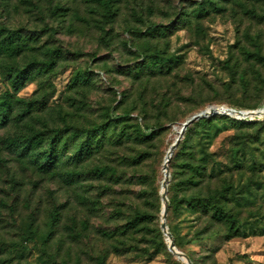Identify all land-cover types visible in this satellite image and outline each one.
<instances>
[{"label":"rangeland","instance_id":"1","mask_svg":"<svg viewBox=\"0 0 264 264\" xmlns=\"http://www.w3.org/2000/svg\"><path fill=\"white\" fill-rule=\"evenodd\" d=\"M8 33L15 51L0 54V94L10 90L8 69L28 70L18 96L34 107L23 114L15 105L0 125V264H185L160 227L164 156L193 113L264 103V0H0V37ZM158 56L169 61L158 66ZM144 59L149 66L139 67ZM109 110L130 119L99 133L103 145L80 161L74 154L87 134L69 139L49 172L8 143L54 128L64 140L107 122ZM220 116L184 133L167 203L180 199L186 164L205 149L200 192L224 184L235 192L227 208L238 233L226 237L210 212L182 205L165 223L192 264H264V118L237 127L239 119ZM136 122L150 134H134ZM97 166L109 172L95 175ZM142 211L151 221L121 234Z\"/></svg>","mask_w":264,"mask_h":264},{"label":"trees","instance_id":"2","mask_svg":"<svg viewBox=\"0 0 264 264\" xmlns=\"http://www.w3.org/2000/svg\"><path fill=\"white\" fill-rule=\"evenodd\" d=\"M199 12H203V9H200ZM205 12V10H204ZM198 13V14H200ZM154 25H150L148 28H152ZM16 37L12 33H8L5 37H0V54L2 52H12L14 50V43ZM15 51V50H14ZM248 56H251L248 54ZM168 58L163 56L155 57L154 63L158 66H162L164 61H167ZM169 61V60H168ZM139 67L149 66L148 61L145 59L138 65ZM6 83L10 87V90L0 94V125H6L10 119V116L13 112L15 105L23 106V114L30 112L34 107V101L31 99H25L18 96L19 90L23 87L25 81L28 80V70L25 69H8ZM83 76L78 75L73 83L77 81H82ZM236 109H254L256 106H241L235 107ZM261 107V105L259 106ZM221 115V114H220ZM108 121L92 124L89 128L83 129V131H70L64 140L60 138V129H42V130H31L28 134L24 135L21 139H9L8 143L11 147L19 150L22 157H28L32 163H34L41 172H49L59 161V156L62 155L65 145L69 139L75 140L82 132L86 133V138L82 140L78 146L74 157L77 161H80L83 157L90 156L95 150H99L104 143L103 137L99 133L105 132L111 123H115L121 120L130 119L129 113L124 114H115L112 110H109L107 113ZM205 117L193 121L189 126L202 122L204 125H210L212 121L218 117ZM226 115H222L219 118H225ZM114 121V122H113ZM259 120L245 121L240 120L236 121L237 127L245 126H255L260 124ZM133 130L132 132L137 136L145 137L150 134V130L143 127L140 123L136 122L131 125ZM185 130V132H186ZM184 132V133H185ZM116 135V134H114ZM257 138V137H256ZM182 144V139L175 148L173 155L176 154L178 148ZM171 156V158H172ZM211 159V155L203 149L201 155L194 159L192 157L186 164L185 176L181 185L184 187V191L181 194L179 200L174 201L169 199L167 216L170 209L174 208V205H182L183 207L189 208L191 210H196L198 208L202 209L203 214L210 212L209 219L215 223L226 224L228 227V233L226 237H231L238 233L237 219L235 215L229 211L227 208L228 202L234 198L235 192L228 193V185H222L221 188H216L208 194H202L200 192L202 183L206 179V166L208 161ZM171 161V159H170ZM231 166L239 168L241 166V161L237 157V150L232 153L231 156ZM135 162H138L135 159ZM170 163V162H169ZM220 169V168H219ZM91 172L95 175H105L107 174L108 168L106 166L93 167ZM231 194V195H229ZM152 204V203H150ZM159 208V206H158ZM161 211V209H160ZM166 216V217H167ZM152 218L151 212H137L132 219L127 221V223L120 230L121 234L128 233L131 229H135L139 223L146 222L149 223ZM148 228V227H147ZM170 232V231H169ZM174 245L176 247V233L170 232ZM206 238L205 235H201V239ZM119 247H116L115 250H119ZM191 261V260H190ZM100 264H104L103 261Z\"/></svg>","mask_w":264,"mask_h":264},{"label":"water","instance_id":"3","mask_svg":"<svg viewBox=\"0 0 264 264\" xmlns=\"http://www.w3.org/2000/svg\"><path fill=\"white\" fill-rule=\"evenodd\" d=\"M217 114L229 115L236 119L245 120V121L260 120L264 118V103L261 107H257L254 109H236L225 105H209L206 108L196 113H193L191 116H189L185 121L181 123L176 138L169 145L165 153L163 165H162L164 177L161 182V191H160L161 201H162L161 211H160L161 212L160 227L162 232L166 235L167 249L177 258L182 260L185 264H192V262L183 252H181L175 247L173 237L171 233L168 231L165 223V219L167 216V208H168L166 193H167V183L169 180V162L175 148L182 139L187 126L190 125L195 120H198L200 118L210 117Z\"/></svg>","mask_w":264,"mask_h":264},{"label":"bare ground","instance_id":"4","mask_svg":"<svg viewBox=\"0 0 264 264\" xmlns=\"http://www.w3.org/2000/svg\"><path fill=\"white\" fill-rule=\"evenodd\" d=\"M262 105H263V104H262ZM262 105H261V106H262Z\"/></svg>","mask_w":264,"mask_h":264}]
</instances>
